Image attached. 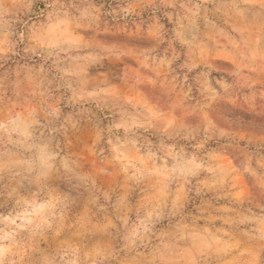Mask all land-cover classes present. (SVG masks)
<instances>
[{"label": "rangeland", "instance_id": "374dc122", "mask_svg": "<svg viewBox=\"0 0 264 264\" xmlns=\"http://www.w3.org/2000/svg\"><path fill=\"white\" fill-rule=\"evenodd\" d=\"M0 264H264V0H0Z\"/></svg>", "mask_w": 264, "mask_h": 264}]
</instances>
